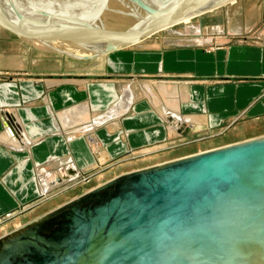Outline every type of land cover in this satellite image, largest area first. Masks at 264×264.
I'll list each match as a JSON object with an SVG mask.
<instances>
[{"label": "crops", "instance_id": "0c3cea01", "mask_svg": "<svg viewBox=\"0 0 264 264\" xmlns=\"http://www.w3.org/2000/svg\"><path fill=\"white\" fill-rule=\"evenodd\" d=\"M257 7L255 25L232 26L226 18L208 30L207 39L191 45L178 46V35L177 45L168 46L162 36L154 44L112 51L100 69L112 79L106 84L49 79L40 85L46 86V105H27L29 97L18 84L0 83V220L129 149L158 151L186 133L214 130L239 116L251 122L262 117L264 0ZM163 83L167 89L160 88ZM92 115L94 120H88ZM6 117L22 123L26 140L20 129L12 131ZM69 136L76 138L69 142ZM200 151L206 150L192 154Z\"/></svg>", "mask_w": 264, "mask_h": 264}, {"label": "water", "instance_id": "95a60500", "mask_svg": "<svg viewBox=\"0 0 264 264\" xmlns=\"http://www.w3.org/2000/svg\"><path fill=\"white\" fill-rule=\"evenodd\" d=\"M232 1L179 0L131 38ZM0 264H264V135L120 174L2 236Z\"/></svg>", "mask_w": 264, "mask_h": 264}, {"label": "rangeland", "instance_id": "374dc122", "mask_svg": "<svg viewBox=\"0 0 264 264\" xmlns=\"http://www.w3.org/2000/svg\"><path fill=\"white\" fill-rule=\"evenodd\" d=\"M20 1L19 0L0 1L1 4L0 5V83L7 85L14 83L18 84L21 93L23 94L24 92L29 97V99L25 100L27 102V105L30 104L46 105L45 102L43 101V98L46 96V92H45L46 86L42 85L41 87L40 85L45 84L46 81L49 79L60 83L64 81H68V79H72V80H85L87 83L104 82L103 84H106V81L108 80H112L109 79L107 75L106 76L104 74L101 75L100 69L103 68L102 67L103 58H105L107 54H110L114 50L108 52L103 57L99 56L90 59H84V58L87 56H92L96 51L102 50L103 46L107 42H109L111 38L114 40L115 36L121 33V32H117L115 35H113L114 38L113 36L111 37L107 36L108 32L111 31L112 29H118V31L120 30L118 28L119 24L115 23L116 18H119L117 16L118 10L120 11V13L125 11V13L127 14L130 13V15H133V17L131 18L132 21L127 17L131 22L128 21L127 18H125L126 23H128L125 24L126 28L132 25L134 26V24H138L140 22L139 25L137 26L138 31L139 30L143 31L146 28H149L151 25L156 26L157 23H159L160 21L159 19H161L162 16H164V15L159 16L158 18L150 21L147 20L142 21L139 18H137L140 14H137L134 10L129 9V6L127 7L119 0L117 1L113 0V2H116V4H113L114 8L111 10L109 9L103 10L102 15L104 16L101 15V17H105V20L108 23L105 22V24L103 23L104 25H100V23L97 22L98 20H102L103 18L101 19L99 18L97 22H95L96 20H92L88 22V24L82 25L85 26L87 29L91 28L89 29L91 30V32H89L91 34H93L94 29H96V32L102 31L103 35H97L96 38L93 35L91 38V35H89V33L86 30L88 37L84 36L85 37L84 38L82 37L83 33H81V31L85 27L82 28L81 26L78 27V25H76V28H78L77 29L78 32L75 31L73 28L71 29L72 31L79 34L75 35L74 32H71L69 34L71 35L73 33L72 34L73 37L72 35L68 37V33L66 32L63 33V31L66 28L63 30L61 29V27L54 29L58 32L57 33L56 31L51 29L52 27H49L48 29V25L44 22H43V26L42 24L39 26L35 25L36 27H33L32 25L30 26L31 30L27 29L29 27L28 26L26 27V24L27 23L30 24V22L25 21L27 19H29V21L33 23V22H38V19L40 17H41L40 19L42 20H44V18L50 20L53 18L52 15H55V18H59L61 16L60 15L58 16V13L56 14L54 11H50L47 13L43 7H38L37 3L34 4L35 0L34 1L24 0V2L23 0ZM80 1H82L83 3L81 2L80 4L82 5L79 6L85 7L86 6L84 2L85 0H80ZM86 1L91 5L102 4L101 0H99L98 2H96V0H86ZM118 1H119V5L121 6L123 5L124 7L117 8ZM124 1H128V3L131 4L134 3V5H136L139 8L151 7L150 6L151 2L152 3L154 2V4H156L154 0L151 1L133 0V2L131 0L130 1L124 0ZM258 1L259 0H238L236 2L232 1V3L235 4L231 6H228L229 5L228 4L227 8L224 5L220 7V9L217 10L214 9L213 11H209L205 15H201L191 19H185L179 23L169 25L164 28H160L155 32L149 33L148 35L144 34V36L138 38L134 42L131 39L124 47L139 46L148 41H152L153 43L151 44H154V42L159 41V39H161L162 36H163L162 40L165 39L166 37L167 40L169 41L168 46H173V45H177L175 44L176 43L175 40H178V35H179V40H181L178 46H186L189 44L191 45V43H193L192 41H194L195 39H199V38L207 39V37H209L208 30L209 31L213 30V27L215 25L217 26L223 25V22L226 18L227 20L228 18H230L232 26L235 25L238 26L240 23L246 26L255 25V23L260 18L259 7L255 9V4ZM25 3H27L28 6L30 5V3H32L34 7H36L35 8L36 10L31 9L30 11H28V14H26L27 12L25 10L26 13L25 12L22 13L20 10H22L21 8ZM154 4L152 5L154 6ZM109 5H111V3H109ZM98 8L97 10H100ZM177 8L178 9H175L176 11L181 9V6ZM127 9L130 12H127ZM175 10L173 12H176ZM35 11L37 15H35ZM86 12L97 14L96 10L85 11V13ZM35 16H37L38 19H35ZM70 16L72 17V19L80 18V16H77L76 14L73 13ZM12 22L14 25L16 24L18 25V23L16 22H19L20 24L18 25V27L20 28L25 27L23 28L26 29L24 31L32 32L33 34H35V32L38 33L40 32L39 36L40 35L41 36L37 38V40H35V38H30L27 34H25L26 35L25 36L22 32H18L14 30L16 26L11 25ZM73 22L74 21H70L71 24L75 23ZM77 22L78 24L80 23L79 19H77ZM82 23H86V22L82 21ZM91 24H93V26H91ZM107 25H109V27H107ZM94 26L96 28H94ZM99 26L102 28H100ZM217 26L215 27L217 28ZM200 27L202 31L200 30ZM105 28H106V32L104 31ZM51 32L54 34H51ZM19 33L20 34L22 33V36L19 35ZM195 33L201 36L197 37L194 35ZM27 36L28 38H26ZM47 36H50L51 38ZM63 43L65 44L63 45ZM119 48H117V50H119ZM2 109L9 110L8 108H2ZM92 116L93 117H91L88 120L90 121L94 120L95 115ZM246 118L239 116L237 119L232 120L229 124L217 127L214 130H210L207 132H200V131H194L193 133L191 132L193 134L192 136L187 135L186 133L185 137L178 138L177 140L176 139L171 140L170 145H168L165 148L158 149V151L147 152L144 151V149H139V150L129 149L125 155L119 156L118 158L111 160L107 164L96 166L93 170L90 171V173H88L84 177H81L77 181H73L63 186H59L57 189H51V191H48L41 196H38L32 204H30L29 206H25V210L22 209L7 214L4 218L0 220V238L18 229V227L20 228L27 225L30 221H33L35 218L61 205L62 203L120 174L133 171L135 169H142L148 166L161 164L188 155H192V153L201 149L208 150L212 148H218L220 146H224L225 144L237 141L239 139L248 138L257 132L260 134L264 133V115L262 117L252 119L253 122L247 121ZM6 120L8 122L10 121L8 118ZM74 135L80 136L78 131L75 132ZM45 174L46 173H44V175Z\"/></svg>", "mask_w": 264, "mask_h": 264}, {"label": "bare ground", "instance_id": "6f19581e", "mask_svg": "<svg viewBox=\"0 0 264 264\" xmlns=\"http://www.w3.org/2000/svg\"><path fill=\"white\" fill-rule=\"evenodd\" d=\"M1 1V0H0ZM18 1V0H17ZM20 1V0H19ZM34 1V0H33ZM80 0H35L34 1V4H36L37 3V6L38 7H43L45 10H46V12L48 13V12H50V11H54L56 14L58 13V16L60 15L61 17H59V18H55V15H52V19H46V18H44V20H42V19H38V17L37 16H35V19H38V22H33V23H31V21H29V19H27V20H25V21H28V22H30V24L29 23H27L26 24V27L28 26L29 28H27V29H30V26H32L33 25V27H36L35 25H37V26H39V25H41L42 24V26H43V22L44 23H46L47 25H48V29H49V27H52L51 29L52 30H54V29H57L58 27H61V29L63 30V29H65L64 31H63V33L64 32H66V33H68V37L69 36H71L69 33H71V32H74V31H72V29L71 28H73L75 31H77L78 32V28H76V25H78V27L79 26H81L82 28H84L85 26H82L83 24H88V22H90V21H92V20H96L95 22H97V20L100 18H103L102 20H98V22L97 23H100V25H104L105 24V22H107L106 20H105V17H101V15H102V12H103V10H106V9H109V10H111V9H113L114 7H113V4H116V2H113V0L111 1V0H101L102 1V4H96V5H94V4H89L86 0L84 1L85 2V7L84 6H79V5H82V4H80L82 1H80ZM99 0H96V2H98ZM117 1V0H116ZM119 1H121V3H123V4H125L127 7L129 6V9H132V10H134L137 14H140L137 18H139L140 20H142V21H145V20H147V21H150V20H153V19H156V18H158L159 16H162V15H164V16H162V18H166L168 15L167 14H169V13H172L175 9H178L177 7H180L179 5H178V1L179 0H154L155 2H156V4H154V2L152 3L151 2V4H150V6L151 7H146V8H139V7H137L136 5H134V3H128V1H124V0H119ZM119 1H118V7L117 8H120V7H124L123 5L121 6V5H119ZM130 1V0H129ZM136 1V0H135ZM151 1V0H150ZM159 1V2H158ZM23 2H24V0H23ZM32 2V1H31ZM7 3V2H6ZM20 3H21V1H20ZM83 3V2H82ZM109 3H111V5H109ZM138 3V2H137ZM140 3V2H139ZM12 4V3H11ZM149 4V3H148ZM152 4H154V6L152 5ZM1 5V4H0ZM5 5V4H4ZM88 5V6H87ZM147 5V4H146ZM17 6V5H16ZM16 6H15V8H16ZM20 6V5H19ZM98 7H100V8H98V9H100V10H102V11H100V10H97V8ZM131 7V8H130ZM152 7H154V8H152ZM17 8H19V7H17ZM36 7H34V5L32 4V3H30V5L28 6L27 5V3H25V4H23V7L21 8L22 10H20V9H17V10H20L22 13H24L25 12V10H26V14H28V11H30L31 9H33V10H36L35 9ZM44 10V11H45ZM90 10H96L97 11V14H95V13H85V11H90ZM176 11V10H175ZM127 12H130L128 9H127ZM55 13H52V14H55ZM76 14L77 16H80V18H77V19H79V24H78V22H77V19L76 18H74V19H72V17L70 16L71 14ZM45 14V13H44ZM35 15H37V13H36V11H35ZM102 16H104V15H102ZM117 16L119 17V18H116V20H115V23H118L119 24V31H118V29H112V28H110V29H112L111 31H107L108 32V34H107V36L108 37H111V36H113V35H115L117 32H121L120 34H118V35H116L115 36V39L113 40L112 38H111V40L109 41V42H107L104 46H103V48H102V50H99V51H96V52H94V54L92 55V56H87V57H85L84 59H90V58H93V57H103V56H105L108 52H111V51H108L107 53H104V52H102V51H104V50H107V48H110V46H114L115 44H117L123 37H126V36H128V38L127 39H129V40H131L132 38H131V30H132V27H133V25L132 26H130V27H128V28H126V26H125V24H128V23H126V20H125V18H129L130 20H131V18L133 17V15H130V13H125V11H123L122 13H120V11L118 10V13H117ZM76 17V16H75ZM127 18V20L128 21H130L129 19ZM161 18V19H162ZM161 19H159V20H161ZM35 21V20H34ZM70 21H74L73 23L74 24H71L70 23ZM82 21H85L86 23H82ZM132 21V20H131ZM130 21V22H131ZM20 22V21H19ZM19 22H16V23H18V25L21 23H19ZM135 22V21H134ZM137 22V21H136ZM15 23V24H16ZM24 23V22H23ZM104 23V24H103ZM108 23V22H107ZM140 23V22H139ZM139 23L138 24H134V26H136V29H138V25H139ZM10 24V23H9ZM132 24V23H131ZM11 25H14L13 24V22L11 23ZM18 25L16 24V25H14V26H16V28L14 29V27H13V29L14 30H16V31H18V32H22L24 35L25 34H27L30 38H35V40H37V38H39L40 36H39V33L38 32H35V34H33L32 32H27V31H24V30H26V29H23V28H25V27H23V28H20V27H18ZM129 25H130V23H129ZM21 26V25H20ZM24 26V25H23ZM91 26H93V24H91ZM100 27V26H99ZM107 27H109V25H107ZM94 28H96L95 26H94ZM98 28V27H97ZM100 28H102V27H100ZM89 29H91V28H89ZM89 29H87L86 27L81 31V33H83V36L82 37H84V36H87L88 37V34L86 33V30H87V32L89 33V32H91V30H89ZM99 29V28H98ZM31 30V29H30ZM60 30V29H59ZM54 31H56V30H54ZM100 31V30H99ZM105 32H106V28H105V30H104ZM138 31V30H137ZM57 32V31H56ZM55 32V33H56ZM94 33L93 34H91V33H89V35H91V38H92V36L94 35L95 36V38L97 37V35H103V32L102 31H100V32H96V29H94V31H93ZM22 33L20 34L19 33V35H21L22 36ZM38 33V34H37ZM58 33V32H57ZM56 33V34H57ZM60 33V32H59ZM87 35H86V34ZM97 33V34H96ZM42 34V33H41ZM50 34V33H49ZM48 34V35H49ZM51 34H54V33H52L51 32ZM74 34L76 35H78L79 33H76V32H74ZM105 35V34H104ZM26 36V35H25ZM28 36L26 37V38H28ZM47 37H50V36H47ZM72 37H73V35H72ZM75 37V36H74ZM51 38V37H50ZM59 38V37H58ZM62 38V37H61ZM85 38V37H84ZM113 38H114V36H113ZM48 39V38H47ZM81 39V38H80ZM87 39V38H86ZM107 40V39H106ZM129 40H128V42H129ZM52 41V40H51ZM83 41H84V39H83ZM89 41V40H88ZM38 42V41H37ZM58 42V41H57ZM63 42V41H62ZM97 42H98V39H97ZM127 42V43H128ZM66 43V42H65ZM65 43H63V45L65 44ZM86 43H87V41H86ZM126 43V44H127ZM67 44V43H66ZM125 44V45H126ZM124 45V46H125ZM84 46V45H83ZM107 46V47H106ZM124 46H122V48L124 47ZM78 47H80V46H78ZM117 49V48H116ZM115 50V49H114ZM160 85V84H159ZM162 90L163 89H167L168 88V85H166L165 83H163L162 85H161V87H160ZM174 92V91H173ZM129 95V94H128ZM127 95V96H128ZM131 98V97H130ZM126 100L128 101V103H130V99L129 98H126ZM170 101V103L172 102V100H169ZM175 103H178V101H175V100H173ZM47 102V101H46ZM80 108H82V107H80ZM83 109V108H82ZM113 114V113H112ZM116 114V113H115ZM75 116V111L73 112H70V113H68V117L70 118V120H73V117ZM116 116V115H115ZM15 119H17V118H15ZM15 123H16V125L14 124V123H11V122H8V124H9V126L12 128V131H15V130H17V129H20V131H22V134H23V136L25 135V131H24V129L22 128V125H21V122L17 119L16 121H15ZM75 136H69L68 137V141L70 142V141H73V140H75ZM26 139H27V137H26ZM25 139V136H24V138H23V140H26Z\"/></svg>", "mask_w": 264, "mask_h": 264}]
</instances>
